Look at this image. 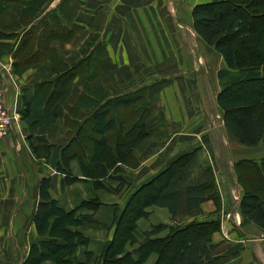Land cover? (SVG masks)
<instances>
[{
  "label": "crops",
  "instance_id": "1",
  "mask_svg": "<svg viewBox=\"0 0 264 264\" xmlns=\"http://www.w3.org/2000/svg\"><path fill=\"white\" fill-rule=\"evenodd\" d=\"M191 1L199 5L204 0ZM172 2L0 0V74L6 108L15 118L0 143V264H23L29 258L33 241L39 238L33 218L44 179L51 178V196L66 212L88 201L91 193L100 199L96 211L80 208L100 225L89 226L87 233L105 232L98 239L89 237V246L96 248L102 245L99 242L114 239L116 215L132 193L179 156H187V161L177 174V211L147 206L148 215L137 221V233L151 231L152 238L156 232L162 234L155 237H165L170 227L216 221L209 264H264V229L241 214L245 187L237 174L241 161L264 159V145L246 147L225 127L217 104V94L224 88L222 77L216 75L214 88L208 89L199 85L210 78L188 75L191 50L184 43L182 24H177L183 17L172 11ZM160 48L165 60L159 57ZM160 69L178 75L161 77ZM114 97L133 103L110 108L107 120L116 118L117 127L108 132L109 148L116 149L114 135L123 139L134 126L142 125L131 156L118 163L131 179L112 175L122 187L110 177L86 179L81 166L90 163L92 141L99 136L94 114ZM36 107L42 108L41 114ZM69 142H73L71 173L84 181L63 187L64 175L56 166ZM109 181H114L112 189L106 185ZM208 183H214L219 199L189 210L187 189ZM145 225L149 226L143 231Z\"/></svg>",
  "mask_w": 264,
  "mask_h": 264
},
{
  "label": "trees",
  "instance_id": "2",
  "mask_svg": "<svg viewBox=\"0 0 264 264\" xmlns=\"http://www.w3.org/2000/svg\"><path fill=\"white\" fill-rule=\"evenodd\" d=\"M220 9L221 14L216 12ZM192 20L197 36L223 57L229 69L242 70L264 65V24L260 27L255 25V22H264V0H204L192 11ZM122 98L107 100L99 105L94 114L97 124L95 132L99 136L93 138L90 163H81L86 179L100 181L111 178L120 168L118 163L131 156L133 147L139 141L136 132L141 129V124L128 132V140L127 136L122 139L114 135L112 140L116 149L113 151L109 148L108 132L117 127L116 118L107 120L111 109L133 103V100L122 101ZM217 99L225 127L242 145L256 147L264 144V77L233 83L221 90ZM35 110L42 113V108L36 107ZM73 142L62 149L56 166L57 172L64 175L63 187L84 181L74 176L70 170ZM186 161L187 156L177 157L161 174L132 193L122 213L116 215L115 237L106 245L100 264H143L151 255L156 256L154 264H164L172 249L173 254L171 259H167L168 264L212 262L214 245L211 233L218 228L216 221L175 227L165 237L147 238L135 249L124 252L127 245L137 244V221L148 215L145 212L147 206L168 208L170 213L177 211L180 194L177 174ZM244 173H247L245 180ZM237 174L245 187L240 203L241 214L264 229V159L260 162L241 161L237 165ZM168 179L171 180L167 181ZM51 182V178H46L40 185V202L33 218L40 240L37 239L32 244L31 254L23 264H44L53 259L56 264H85L74 261L71 257L76 254L78 246L89 244L85 230L89 226L100 225L92 215L85 219L77 218L76 212L83 205L96 211L102 203L99 198L93 197L73 211L66 212L52 198ZM95 187L98 189L101 185L95 183ZM214 188V183L188 188L189 210L197 209L209 199H219L218 191ZM70 224L76 229L71 228ZM75 239L79 240L74 242ZM68 246L71 248L69 256L62 257L60 253L68 249Z\"/></svg>",
  "mask_w": 264,
  "mask_h": 264
},
{
  "label": "rangeland",
  "instance_id": "3",
  "mask_svg": "<svg viewBox=\"0 0 264 264\" xmlns=\"http://www.w3.org/2000/svg\"><path fill=\"white\" fill-rule=\"evenodd\" d=\"M196 6L197 5H194L192 3V1L189 4V0H175V2L173 0V2L171 3L172 11L174 13H176V14H180L183 17L182 18L183 20L181 22L180 21L177 22V24L178 25H180V23L182 24V25H180V29L184 30L185 31L184 33L187 35V37L184 40V43L189 45L190 46L189 50H191L190 51L191 55L189 57L187 55L188 59L190 60V65H191L188 75H191L192 77L193 76L199 77L200 79H202L204 77L210 78L211 79L210 81L205 82V84H204V81H201L202 85H199V86H203L204 85V87H206L208 89L209 88H214V86H215L214 85V79H215L214 77L216 75L219 76V77H222L224 79V88H226V87L230 86L231 84L236 83V82H238L240 80H246V79L257 78V77H264V65L259 67V68H247V69H242V70H231V69H229L227 67L223 57L214 48L208 46L207 49H203V47H201V44L199 42L195 41V38H194L195 35H193V33H194L193 31L194 30H193V20H192L191 11H193ZM216 12L221 14L222 10L221 9L220 10H216ZM190 14H191V19L189 17ZM189 21H190V23H189ZM263 24H264L263 21H260L257 24L255 22V25H258L259 27L262 26ZM178 25L176 26L177 28L179 27ZM248 25H250V24H248ZM161 47L163 48V46H161ZM162 48H160L159 57L161 58V60H165V53L163 52ZM195 57H196V60L199 63V65H198V63L193 64V61H194ZM170 64L171 63H166L165 65H170ZM162 66L165 67L164 65H162ZM167 75L176 76L178 74H171V72L169 70H167V69H160V76L161 77L162 76L164 77V76H167ZM170 79H172V76L170 77ZM143 93L145 94V90L143 91ZM219 93H220V91L218 92V94ZM218 94H217V98H218ZM217 104H218V101H217ZM142 110H144V112H146V107H143ZM260 145H264V144H260ZM224 151H226V149H224ZM226 155H227V153H226ZM127 171L128 170H126V172L125 171L123 172V170L122 171L118 170L115 173V175L121 174V176L119 177L120 179L121 178L122 179H126V178H124L126 176L127 177L126 181H128L129 179H131V176L129 175V173ZM123 175H124V177H123ZM243 177H244V180H245L246 177H247V173H244ZM252 177H253V175H252ZM110 180H116L115 186H117V187L118 186L122 187L124 185L121 181L119 182V180L115 179L114 176H112ZM113 182L109 181V183H106V185L109 188L112 189ZM90 195L91 196H95L94 193H91ZM91 196H89L88 198L89 199H93V197H91ZM79 211L76 212V217L77 218L80 217V218H84L85 219L86 216L90 215V214L87 213L86 210H83V211L81 210L80 212ZM148 226L149 225H145L143 227V231L146 230ZM70 227L73 228V229H76L74 227V225H72V224H70ZM174 229H175V227H170V229L168 228V230H169L168 234H170L172 232V230H174ZM100 230L101 229H97V231H99V232L91 230L88 233L85 231V235L88 237V240H89L90 244H88L86 246L85 245L78 246L76 254H73L72 257H71L72 260L79 261V262L81 260H83L85 264H89V263L90 264H100L101 255L103 254L108 242L106 243V242L101 241V242L98 243L100 245L102 244L101 246H99L100 247V249H99L100 253L98 252L99 254L98 253H93L95 250H98V248H99L98 246L96 248H93V246H89V245H91V241L92 240L98 239L99 236H103V234L105 232L100 231ZM160 234H162V233H157L156 232L154 234V237L158 236ZM89 237H91L92 240ZM151 237H152L151 231L147 232L146 235H144L143 232L136 233V238H137L136 239V243L139 242V241L143 242L147 238H151ZM37 239H39V238H37ZM78 240L79 239H75L74 242L78 241ZM36 241L37 240H34L33 243L36 242ZM69 246H68V249H65L62 253H60V255L62 257L63 256L64 257L69 256L70 251H71V248ZM84 248H86L85 256H83ZM128 248H132L133 249V246H131L130 244L127 245L125 250H124V252H126ZM88 252H90V253H88ZM87 254H90V255H87ZM172 254H173V249L169 253V256L167 257V259L168 258L171 259ZM151 256L148 257L147 260L143 264H153L156 256L155 255H153L154 257H151ZM167 259L164 261V264H168L169 260H167ZM53 262H55V259L49 260L47 263H44V264H56V262L55 263H53ZM57 264H60V263H57Z\"/></svg>",
  "mask_w": 264,
  "mask_h": 264
},
{
  "label": "built area",
  "instance_id": "4",
  "mask_svg": "<svg viewBox=\"0 0 264 264\" xmlns=\"http://www.w3.org/2000/svg\"><path fill=\"white\" fill-rule=\"evenodd\" d=\"M15 118L9 114L5 105V85L0 74V143L9 134Z\"/></svg>",
  "mask_w": 264,
  "mask_h": 264
}]
</instances>
